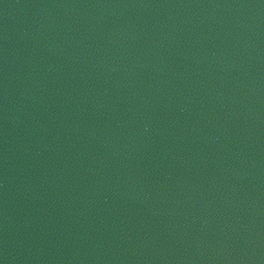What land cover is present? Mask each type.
<instances>
[{
	"label": "water",
	"instance_id": "95a60500",
	"mask_svg": "<svg viewBox=\"0 0 264 264\" xmlns=\"http://www.w3.org/2000/svg\"><path fill=\"white\" fill-rule=\"evenodd\" d=\"M0 264H264V0H0Z\"/></svg>",
	"mask_w": 264,
	"mask_h": 264
}]
</instances>
